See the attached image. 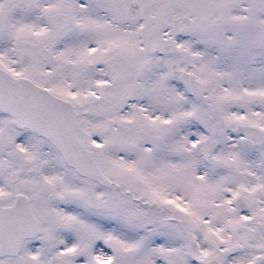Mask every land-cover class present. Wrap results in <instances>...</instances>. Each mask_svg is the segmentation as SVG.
<instances>
[{"label": "snow or ice", "instance_id": "snow-or-ice-1", "mask_svg": "<svg viewBox=\"0 0 264 264\" xmlns=\"http://www.w3.org/2000/svg\"><path fill=\"white\" fill-rule=\"evenodd\" d=\"M0 264H264V0H0Z\"/></svg>", "mask_w": 264, "mask_h": 264}]
</instances>
